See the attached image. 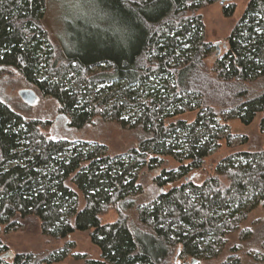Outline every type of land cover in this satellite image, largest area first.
<instances>
[{
	"label": "trees",
	"instance_id": "1",
	"mask_svg": "<svg viewBox=\"0 0 264 264\" xmlns=\"http://www.w3.org/2000/svg\"><path fill=\"white\" fill-rule=\"evenodd\" d=\"M218 1L100 0L109 27L86 24L71 48L58 49L44 26L47 0H0V67L53 98L71 130L100 119L140 131L137 144L115 156L100 143L46 136L49 122L26 119L0 100V227L17 231L34 218L53 239L90 232L101 258L86 264L218 258L248 205L264 208V150L230 155L202 184L189 175L221 140L231 144L230 121L250 126L261 116L264 132V0L249 1L209 68L213 46L200 11ZM235 11L228 5L223 13ZM194 112L191 123L177 120ZM164 156L179 168L161 169L156 199L137 207L142 228L133 230L121 214L104 224L109 211L134 204L140 170H156ZM237 250L222 264H240ZM7 252L0 241V264H54L69 249ZM259 255L264 264V242Z\"/></svg>",
	"mask_w": 264,
	"mask_h": 264
},
{
	"label": "rangeland",
	"instance_id": "2",
	"mask_svg": "<svg viewBox=\"0 0 264 264\" xmlns=\"http://www.w3.org/2000/svg\"><path fill=\"white\" fill-rule=\"evenodd\" d=\"M250 0H220L209 6L200 14L205 23V41L213 46L212 54L207 61L209 68L216 61L215 55L225 51L226 42L238 21L244 15ZM235 5L236 11L233 17H225L224 8ZM100 0H47L44 26L53 43L61 49L71 48L74 36L79 33L86 24L94 27L108 28L109 23L101 18ZM59 49V48H58ZM57 49V50H58ZM58 53L60 51L58 50ZM35 91L40 101L35 106H29L21 101L19 92L24 90ZM0 100L5 102L12 110L26 119L49 122L48 129L44 130L46 136L54 138H67L89 143H100L108 148L113 155L128 153L137 144L140 131L132 127L122 128L114 122H104L95 119L80 131L68 128V122L61 115L59 104L50 97H43L40 91L31 85L21 74L12 68L0 67ZM197 112L187 113L177 118L191 123L195 120ZM261 116L257 117L250 126L243 125L238 120L228 123L229 131L225 134L232 136L231 144L225 139L221 140L220 147L205 159L201 170L193 171L189 178L197 184H202L206 179L216 174V167L225 158L237 152L264 150V132L260 130ZM162 163L156 170H140L139 184L141 192L132 200L134 204L126 203L120 210H111L102 217L104 224L118 220L120 214L127 217L133 230L141 229L137 217V207L156 199L159 189L154 180L160 174L161 169L176 170L179 163L172 157L164 156ZM132 205V206H131ZM252 209L240 225L237 232L227 237V244L221 249L216 259H202L195 264H222L230 255L231 249L237 247L234 253L239 257L240 264H262L259 262L261 244L264 242V208L248 205ZM246 232L244 240L240 241L241 234ZM90 232L76 233L68 239L57 240L50 238L41 230L40 222L30 218L23 223L17 231H7L6 226L0 227V241L8 248L7 253H30L36 256H46L58 250L68 247L66 259L54 264H86V259L98 260L101 253L90 240ZM139 237V235H138ZM83 257V258H79Z\"/></svg>",
	"mask_w": 264,
	"mask_h": 264
},
{
	"label": "water",
	"instance_id": "3",
	"mask_svg": "<svg viewBox=\"0 0 264 264\" xmlns=\"http://www.w3.org/2000/svg\"><path fill=\"white\" fill-rule=\"evenodd\" d=\"M220 53L217 54V56ZM19 97L21 98V101H23L25 104L29 105V106H35L38 104V102L40 101V97L39 95L32 90H24L19 92ZM14 255L12 253H10V257H13Z\"/></svg>",
	"mask_w": 264,
	"mask_h": 264
}]
</instances>
